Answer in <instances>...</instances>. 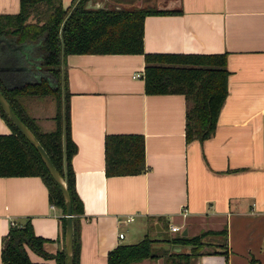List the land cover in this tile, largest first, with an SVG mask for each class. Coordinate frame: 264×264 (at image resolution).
Listing matches in <instances>:
<instances>
[{
    "label": "crops",
    "instance_id": "crops-1",
    "mask_svg": "<svg viewBox=\"0 0 264 264\" xmlns=\"http://www.w3.org/2000/svg\"><path fill=\"white\" fill-rule=\"evenodd\" d=\"M70 1L60 0L62 6ZM123 1L178 9L143 16L142 52H221L226 93L211 133L184 141V96L143 91L142 52L62 53L56 79L41 64L34 41L0 36L2 87L43 76L50 87L58 83L59 94L61 83L63 96L64 80L74 144L68 160L82 208L74 219L76 264H105L108 248L143 233L154 239L150 247L159 255L125 264H167L172 235L199 233L207 252L190 256L188 264H264V0ZM18 6V0H0V15L16 13ZM23 102L38 127L50 124L53 100L30 96ZM9 129L0 116V133ZM136 132L143 169L104 175V134ZM62 214L37 175H0V237L11 222L26 221L33 234L46 238L42 248L53 252L62 244ZM127 215L131 219L124 220ZM171 224L178 228L169 230ZM150 228L163 236L151 235ZM24 250L31 262L53 264Z\"/></svg>",
    "mask_w": 264,
    "mask_h": 264
},
{
    "label": "trees",
    "instance_id": "trees-1",
    "mask_svg": "<svg viewBox=\"0 0 264 264\" xmlns=\"http://www.w3.org/2000/svg\"><path fill=\"white\" fill-rule=\"evenodd\" d=\"M18 10L14 14L0 15V36H12L14 42L32 40L41 49L40 62L47 71L58 79L60 42L62 53L70 52H142L141 23L145 14L151 12H177L174 8H159L152 4L132 5L130 7L83 6L85 0H71L62 6L60 0H18ZM75 1V2H74ZM74 4L72 5V3ZM59 34L57 32L63 15ZM143 68L141 78L145 93L168 91L184 96L183 140L197 139L209 135L214 127L218 106L226 93L223 53H160L142 52ZM64 77H62V80ZM0 93L8 102L13 113L32 132L42 146L55 170L61 174L60 144V96L59 86H48L43 76L32 81H25L18 86L2 87ZM66 91L63 80L64 96V132L63 155L66 190L69 194L72 264H76V224L75 215L80 213V201L73 192L72 173L69 157L73 153L67 128L65 109ZM45 96L54 102V113L47 127H38L35 117L28 113L23 100L26 97ZM0 116L10 126V131L0 133V175L34 174L45 185L47 199L64 211L62 196L56 184L49 176L43 161L21 133L13 126L0 109ZM103 174L137 173L143 169L142 142L140 133H105L103 136ZM63 231V214L60 217ZM203 233L172 235L167 241L181 248L165 252L167 264H188V258L202 251ZM44 237L35 235L25 221L18 225L11 222L0 237V264H28L24 246L40 257L52 258L53 264H64L62 244L53 252L42 248ZM143 233L135 242L117 243L105 252V264H125L142 257H156L151 250L153 241ZM213 251V250H209ZM164 253V252H163Z\"/></svg>",
    "mask_w": 264,
    "mask_h": 264
},
{
    "label": "water",
    "instance_id": "water-1",
    "mask_svg": "<svg viewBox=\"0 0 264 264\" xmlns=\"http://www.w3.org/2000/svg\"><path fill=\"white\" fill-rule=\"evenodd\" d=\"M75 2V1H74ZM72 3V5L74 4ZM83 6L87 7H100L105 6L103 4V0H85ZM113 6H117L113 5ZM69 12V9L66 11V13L63 15L64 17L61 19L58 27V34L60 26L63 22V20L67 17V14ZM60 51H59V64H60V73L59 78L61 77L62 72V64H61V57H62V48H61V42H60ZM60 144H61V174H59L55 168L53 167L51 161H49L45 151L43 150L42 146L38 144L36 138L33 136L32 132L19 120V118L13 113L12 109L10 108L8 102L5 100V98L2 97L0 93V109L2 112L8 117L10 122L13 124V126L21 133L23 137L35 148L40 161H43V164L49 174V176L52 178L54 183L56 184L59 192L62 196V202H63V231H62V251L64 256V264H72V256H71V233H72V224L70 220V208H69V194L66 190V184H65V176H64V155H63V132H64V112H63V96H62V89H61V83H60ZM184 233V229L180 231V234ZM177 247L175 249H178V245H170V249ZM28 264H48L46 262H31Z\"/></svg>",
    "mask_w": 264,
    "mask_h": 264
},
{
    "label": "rangeland",
    "instance_id": "rangeland-1",
    "mask_svg": "<svg viewBox=\"0 0 264 264\" xmlns=\"http://www.w3.org/2000/svg\"><path fill=\"white\" fill-rule=\"evenodd\" d=\"M143 1V0H142ZM141 1V2H142ZM144 4L146 3V2H143ZM149 3V2H148ZM147 3V4H148ZM103 4L105 5V6H113V5H119V6H123V7H130V6H132L131 4L132 3H130V2H124L123 0H120V1H118V0H103ZM141 4V3H140ZM151 229V231H150V233H151V235H153V236H159V237H161V236H163V231H153V229L152 228H150ZM159 245H165V243H163V242H161L160 241V243H159ZM206 248H209V247H206Z\"/></svg>",
    "mask_w": 264,
    "mask_h": 264
},
{
    "label": "built area",
    "instance_id": "built-area-1",
    "mask_svg": "<svg viewBox=\"0 0 264 264\" xmlns=\"http://www.w3.org/2000/svg\"><path fill=\"white\" fill-rule=\"evenodd\" d=\"M128 219H131L130 215H127V216L124 217V220H128ZM177 228L178 227L176 225H174V224L169 225V230H174V229H177ZM120 236H121V232H117L116 233V237L119 238Z\"/></svg>",
    "mask_w": 264,
    "mask_h": 264
}]
</instances>
